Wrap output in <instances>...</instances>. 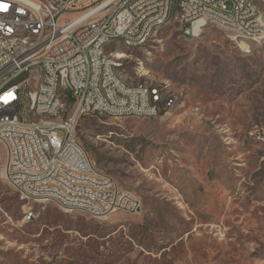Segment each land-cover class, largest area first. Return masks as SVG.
<instances>
[{
    "label": "rangeland",
    "instance_id": "rangeland-1",
    "mask_svg": "<svg viewBox=\"0 0 264 264\" xmlns=\"http://www.w3.org/2000/svg\"><path fill=\"white\" fill-rule=\"evenodd\" d=\"M252 49L216 23L187 38L176 19L141 48L108 44L134 81L167 84L174 99L157 117L85 115L75 127L141 209L96 218L21 199L0 139V264H264V143L248 135L264 124V40Z\"/></svg>",
    "mask_w": 264,
    "mask_h": 264
},
{
    "label": "built area",
    "instance_id": "built-area-1",
    "mask_svg": "<svg viewBox=\"0 0 264 264\" xmlns=\"http://www.w3.org/2000/svg\"><path fill=\"white\" fill-rule=\"evenodd\" d=\"M262 1L0 0V81L10 83L0 101L18 103V110L6 116L4 131L14 133V142L1 141L6 149L3 174L15 177L20 198L32 193L40 203L60 199L69 212L71 205H79V211L96 218L116 211L138 213L139 197L102 172L90 152L69 156L72 145H82L72 130L82 116L150 118L167 113L157 109L159 89L118 72L124 57H118V51L107 53V44L128 40L132 49L141 48L171 19L179 21L187 38H198L210 25L208 16H215L236 46L250 54L233 27L245 25L261 42ZM130 9H139L144 21H126ZM231 10H240V19H233ZM23 27L36 28V44L17 38ZM20 51H27V58L18 59ZM30 64H39V71H30ZM172 103L169 94L168 110ZM34 113H41L37 134L20 136L12 121L28 124ZM42 117H49V125H42ZM52 123H61V130L51 131ZM248 135L264 143V124L255 125Z\"/></svg>",
    "mask_w": 264,
    "mask_h": 264
},
{
    "label": "bare ground",
    "instance_id": "bare-ground-1",
    "mask_svg": "<svg viewBox=\"0 0 264 264\" xmlns=\"http://www.w3.org/2000/svg\"><path fill=\"white\" fill-rule=\"evenodd\" d=\"M231 17L233 19H240V10H231ZM126 21H135V22H143L144 21V14H139V9H130L126 11ZM208 23H216L215 16H208ZM162 26V25H161ZM158 26L156 31L161 27ZM234 36L240 40V42L244 43V47L246 49H250L252 52V46L255 43H259L260 40L253 36V32L250 28H247L245 25H238L233 27ZM182 33L185 37L187 34L185 30H182ZM17 38L20 40H27L28 44H36L37 43V35H36V28L35 27H23L22 30L17 31ZM264 40V39H263ZM262 40V41H263ZM115 41H122L124 45L129 48H132L130 45V41L128 40H115ZM108 45V44H107ZM109 53H116V52H109ZM123 53H119L118 57H123ZM27 58V51H20L18 52V59H25ZM30 71H39V64H30ZM118 72L126 75L128 73L124 70L121 65H118ZM154 88L159 89L158 94V101H157V109L161 111H167L168 104H169V94L166 85L152 83L150 82ZM10 90V83L8 81H0V93L7 92ZM18 110V103L17 102H5L0 101V139L7 142H14V133L7 132L4 130H8V117L10 116L11 111ZM37 117L36 120H32L28 118V124H24V120H15L12 121V128H19V135L22 137H31V135L37 134V127L41 125V113H34ZM42 125H49V117H42ZM77 123H72V130H75ZM61 130V123H52L51 124V131H59ZM86 150L82 145H72L71 149H69V156H77L79 153H84ZM4 178L9 182L15 185V177L11 174H3ZM22 197L26 198H35L33 197L32 193H23ZM36 199V198H35ZM37 201V199L35 200Z\"/></svg>",
    "mask_w": 264,
    "mask_h": 264
}]
</instances>
